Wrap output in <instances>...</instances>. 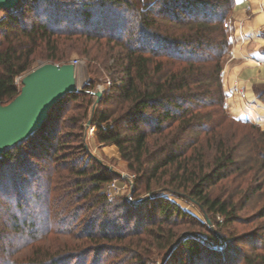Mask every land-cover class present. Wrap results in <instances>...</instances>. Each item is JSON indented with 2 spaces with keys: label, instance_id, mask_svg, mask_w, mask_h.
Instances as JSON below:
<instances>
[{
  "label": "trees",
  "instance_id": "16d2710c",
  "mask_svg": "<svg viewBox=\"0 0 264 264\" xmlns=\"http://www.w3.org/2000/svg\"><path fill=\"white\" fill-rule=\"evenodd\" d=\"M83 1L74 14L62 11L60 3L54 14L37 12L36 21L30 25L21 24L22 13L15 10L18 5L8 10V18L0 24V30L5 28L0 42V104L7 105L19 95L16 79L29 72L41 46L49 51L51 60L58 61L62 38L114 42L119 50L112 51V58L120 69V83H111L93 118L95 137L100 144L118 149L135 175L136 192L156 191L158 197L137 203L109 200L104 187L115 176L112 171L96 162L90 167L91 160H85V156L67 159L69 155L61 153L66 143L82 139L89 115L88 104L82 103L81 113L63 124L74 133L59 135L62 115L68 110L65 99L90 97L92 87L68 94L30 138L40 134L32 149L33 158L37 156L43 165L51 159L52 165L45 167L46 179L37 177L36 188L28 191L35 202L20 205L18 198V213L9 217L19 248L46 241L50 233L74 235V224L79 221L84 231L75 238L89 240L93 249L84 242L62 255L41 249L35 251L37 258L31 264H87L91 256L106 253L124 255L125 262L145 264L143 255L155 245L161 250L175 246L167 263L264 264V206L251 221H260L258 236L263 242L252 245L249 252L236 247L251 237L236 234V224H248L242 222L239 213L254 200H264V133L255 124L233 119L223 109L226 95L220 76L221 59L228 52L225 23L235 0H145L140 10L131 0H102L100 5L107 10L97 17L91 11L93 0ZM42 2L34 1L39 7ZM128 12L131 14L123 15ZM257 97L264 102V88L257 91ZM231 123L249 127L248 131L239 133ZM30 139L8 149L0 164L13 158L25 160V152L17 154L16 149ZM77 148L78 153L84 152L81 146ZM209 152L214 156L211 161ZM21 167L25 176L41 173L32 163L23 161ZM63 170L76 175L71 186L81 193L67 204L68 208L83 200L91 204L75 207L71 220L52 217L51 199L56 192L52 185L58 174L56 180L61 182ZM254 179L261 182L252 186ZM237 180L238 185L229 186ZM243 182L247 188H243ZM14 184L20 195L27 192L26 183ZM162 192L194 203L210 218L219 217L217 228L225 237H218L212 230H206L205 235L190 230L178 239L183 226L205 229V225L162 197ZM84 211L88 213L82 218L80 213ZM99 240L109 243L97 245ZM178 251L183 258H178ZM95 258L94 264L100 263L99 257ZM2 263L20 264L13 256L5 257Z\"/></svg>",
  "mask_w": 264,
  "mask_h": 264
},
{
  "label": "rangeland",
  "instance_id": "374dc122",
  "mask_svg": "<svg viewBox=\"0 0 264 264\" xmlns=\"http://www.w3.org/2000/svg\"><path fill=\"white\" fill-rule=\"evenodd\" d=\"M35 0H23L22 4H18V7L15 9L18 11V14L22 13V16H20L21 24H32L33 21H36L37 12H42L43 14H54L55 10L57 11L56 5L61 7L63 5L62 11L70 10L71 13H75L74 9H81V5L84 2L83 0H40L43 1L41 6L39 7L38 3H34ZM134 3H137L138 10L142 9L144 6L145 0H131ZM102 0H93L91 11L95 14V17L98 16H104V12H106V7L101 6L100 3ZM59 3L61 5H59ZM236 3V0H235ZM67 5V6H65ZM110 7L109 5L107 8ZM111 8V7H110ZM113 10V9H111ZM239 9H236L235 5L234 7L229 11L228 19L225 23V28L228 31V41H230V38L234 40V43L229 42L228 46V52L224 55V57L221 59V82H222V88L225 92V81L227 80V77L229 75V71L231 68H233L235 65H239L244 67L245 69H254L253 76L258 81L255 83L252 87L254 96L257 97V91L262 90L264 88V65L263 64H257L256 65H246L242 64L240 61H237L236 55H235V48L237 46V41L235 38V19L240 16ZM116 13L120 15L118 10H116ZM131 14L130 12L123 14L125 15ZM9 11L7 10H0V24L8 18ZM255 16V15H254ZM253 19V14L250 12H247V16L244 18L243 21H250ZM40 20H44V18H41ZM69 20V19H68ZM245 23V22H244ZM226 24L228 26L226 27ZM63 28H66L64 26ZM81 29V28H80ZM261 30L264 31V27L261 28ZM5 33V28L0 30V42L3 41L2 34ZM256 47H262V50H264V43L256 44ZM261 45V46H260ZM42 47V48H41ZM36 54L33 56L31 62V69L28 73L24 74L21 77H18L16 79V83L19 86V89L22 88V79L30 72L36 70L42 65L45 64H55V65H64L73 63L76 66V79H77V88L81 91H86L89 87H92V92L96 93L98 91H103V97L99 104H96L97 97L95 95H92L90 97H82L80 96L77 99L72 100L70 98L65 99V105L68 108L66 112L63 113L60 123V132L59 135H63L64 133H74L71 129H65L63 124L64 121L70 117L77 116L79 113H81L80 107L81 105L86 103L88 104V111L89 115L87 116V119L84 121V130L82 135V139L77 138L76 140H71L70 142L66 143L65 150H62L61 153H66V155H69L67 159H74L76 157H84L85 160L88 161V159L91 160L90 167L94 166L95 162L103 165L109 166L114 172L118 173L120 176L115 175L112 180H117L116 185L118 187V191L113 193V195L109 196L107 195V185L104 187V191L106 193V196L109 200L113 199L117 201L118 199H126L130 203H137V201H150L152 199L157 198L155 192H136L135 191V175L131 173L128 170L127 163L124 162L118 152V149L115 146H105L103 144H100L96 137H95V128L92 126L93 118L99 109H101V102L104 101L107 94L110 91L111 83H116L119 85V71L120 69L117 68L118 66L114 62V58H112V51L114 50L115 53L119 50L117 46H115L114 42L111 41H105V40H89L85 37L81 38H62L61 44L59 46V51L57 56L61 57L58 61H53L51 58H49V51H47L44 46H41ZM113 51V52H114ZM241 64V65H240ZM239 71V70H238ZM235 94L236 97L239 99H243L244 102L247 100V94L245 90H243L238 85H235ZM107 90V91H106ZM226 95V94H225ZM259 100V99H258ZM263 106L264 102L262 100H259ZM83 103V104H82ZM223 109L226 111L229 116H231L233 119L241 120L236 118L231 112L228 107V100L227 97L225 98V103L223 105ZM244 122H249L250 124H255L258 126V129L260 132L264 133V124L260 125L255 123L254 121H250L248 119V116H246V119L241 120ZM232 124V123H231ZM234 127L233 129L239 130V133H246L249 127L245 128V126H240L238 124H232ZM252 132V131H251ZM253 133V132H252ZM40 138V134L36 135L32 139H30L28 142L24 143L23 145L19 146L18 149H16V152H25V160L19 159L16 160V158H13L10 163L3 162L0 164V263L3 262V259L11 258L13 256V259L20 263H33L35 258V251L40 252L41 249L43 252H48L51 254H58L61 255L64 253L69 252L72 249H75V246L78 244L85 243V246L91 247L92 245L89 243V240L78 239L75 237H78L81 235L82 231H84V226L79 225L76 222L74 224V235H66L62 233H50L46 238V241H42L37 243L35 246L26 247V248H19L20 244L18 241L15 240L17 237L15 234V231L12 230V223L9 219L10 216H16L18 213L15 209L18 198L21 197L20 205L26 204L27 201L29 202H35L34 197L31 198L29 195L31 188H36L37 180L39 177H41L42 180L46 179L45 174V167H48L47 165H52V160L48 159L47 164L43 165V163L38 160L37 156L36 158H33L32 151L35 150V144L38 142V139ZM82 147L84 149L83 153H78L77 147ZM81 148V149H82ZM34 149V150H32ZM14 151V150H13ZM27 151H31L28 153ZM211 151V150H210ZM28 153V154H26ZM85 154V155H84ZM17 157V156H16ZM60 157V156H59ZM212 153H208V161L213 158ZM66 159V160H67ZM25 161L28 164L32 163L33 166H36L41 173L36 175L35 177L32 176H25L21 174V164ZM68 162V160H67ZM101 162V163H100ZM18 164V165H17ZM20 164V165H19ZM80 166V164L78 165ZM59 175V174H58ZM56 175L53 182V189L56 191L54 198L52 200V217L55 219H60L64 217H70L71 220V213L74 211L75 207H80L82 205H85L87 207H90L91 204H84L88 202H73V206L68 208V203H72V201H76V199L80 196V192H78V188L75 186H71L72 180H76V175L73 173H69L68 171L63 170L62 171V179L61 182L56 180ZM61 175V174H60ZM38 177V178H37ZM48 178V177H47ZM35 180V181H34ZM245 181V180H244ZM19 183L24 185L27 184V188L25 189L27 192H24V194L20 195L19 191L15 189L16 184ZM240 180H237L232 185L229 186H235L238 185ZM260 180L254 179L252 181V186L258 185L257 183H260ZM228 186V187H229ZM243 188H247L246 184L244 182L242 183ZM225 189V186L223 187ZM231 189V188H230ZM221 190V187L216 189V194L219 193ZM78 193V194H77ZM162 197H165L169 201L175 202L178 204L182 209L188 211L189 214H191L193 217L197 218L201 223L205 225V229H201L198 227H190V226H183L179 231V235L177 236L178 239H181L185 234L190 233L191 231H195L197 234L205 235L208 233L206 230H212L214 233L218 235V237H225L223 234L224 232H220L217 228V222H220L221 219L219 217H215V219L210 218L208 215L202 212V210L196 206L194 203H191L186 200L179 199L177 197H174L168 193H161ZM115 198V199H114ZM62 200V201H61ZM71 201V202H69ZM264 206V200L263 201H253L252 203H249L246 206V209L239 213L240 218L242 219V222H246L248 224H236L234 227L236 228V234L239 236L243 235H249L247 236L248 242H241L240 244H237V248L241 249L242 252H249L253 250L252 245H260V243L263 242V239L258 236V228L260 221L251 222L253 219H255L259 209ZM88 209V208H87ZM92 210V209H91ZM67 212V213H65ZM85 212V211H84ZM82 212L80 215L83 217L86 216L88 211L85 213ZM90 213V212H89ZM117 214H121V212H117ZM70 215V216H69ZM116 215V214H115ZM115 215L112 219H115ZM19 217V215H18ZM81 218V219H82ZM208 218L211 222L209 225L207 222ZM80 219V222H81ZM122 220V219H121ZM120 220V221H121ZM212 220L214 222H212ZM135 222L133 221L130 227H134ZM58 228V227H57ZM256 235H253V234ZM87 235V233H85ZM83 234V235H85ZM82 236V235H81ZM15 237V238H14ZM14 238V239H13ZM68 241V242H67ZM12 243V246H11ZM109 243V242H108ZM106 241L99 240L97 245L102 244H108ZM114 245V243L112 244ZM10 246V247H9ZM95 246V245H93ZM92 248V247H91ZM93 249V248H92ZM170 249L167 250H161L157 247V245L150 247V252L148 255H143V261H145V264H166L169 259L171 258L172 252L168 256ZM12 252L13 254L11 255ZM16 251V252H15ZM18 251V252H17ZM174 252V251H173ZM94 253V250L92 251ZM100 255V254H99ZM178 258H183V254L181 251H178ZM95 257H99L98 264H118L120 260V264H136L134 262L130 261H124L126 258H124V255L116 256L115 254H103L102 256H91V258L88 260L87 264H94V260L97 261ZM124 261V262H123ZM173 260L170 263L167 264H173ZM3 264V263H2Z\"/></svg>",
  "mask_w": 264,
  "mask_h": 264
},
{
  "label": "water",
  "instance_id": "95a60500",
  "mask_svg": "<svg viewBox=\"0 0 264 264\" xmlns=\"http://www.w3.org/2000/svg\"><path fill=\"white\" fill-rule=\"evenodd\" d=\"M20 2L0 0V10H11ZM78 92L73 63L45 64L23 77L19 95L7 105L0 104V160L8 149L27 141L40 130L58 102L68 94ZM95 96L96 104H99L103 92L98 91ZM103 166L120 176L109 166ZM206 219L210 225V220ZM174 247L169 250L168 256Z\"/></svg>",
  "mask_w": 264,
  "mask_h": 264
},
{
  "label": "crops",
  "instance_id": "0c3cea01",
  "mask_svg": "<svg viewBox=\"0 0 264 264\" xmlns=\"http://www.w3.org/2000/svg\"><path fill=\"white\" fill-rule=\"evenodd\" d=\"M235 7L240 11V16L234 22L237 41L235 48L236 59L246 65H256L257 61L262 62L264 65L262 47H256V44L264 43V31L261 30L264 27V0H236ZM247 12L253 14V19L243 21L247 16ZM253 70L252 68L245 69L239 65L231 68L225 81V94L230 112L236 118L244 120L248 116L250 121L263 125L264 106L254 96L252 87L258 81L253 76ZM235 85L245 90L247 94L245 102L243 99L236 97Z\"/></svg>",
  "mask_w": 264,
  "mask_h": 264
},
{
  "label": "built area",
  "instance_id": "2783aa9c",
  "mask_svg": "<svg viewBox=\"0 0 264 264\" xmlns=\"http://www.w3.org/2000/svg\"><path fill=\"white\" fill-rule=\"evenodd\" d=\"M228 26V24H226V27ZM230 43H234V40L232 39V38H230V41H229ZM258 65L260 64H262V62H260V61H257L256 62ZM107 91V90H106ZM103 92V91H102ZM90 94L91 95H95V93L94 92H90ZM116 182H117V180H112L110 183H108V185H107V187H106V189H107V195H109V196H111V195H113V193L115 194V192L116 191H118L119 189H118V187H117V185H116Z\"/></svg>",
  "mask_w": 264,
  "mask_h": 264
}]
</instances>
